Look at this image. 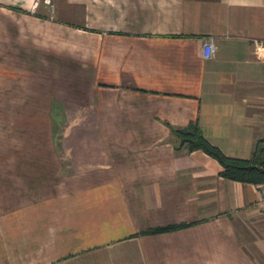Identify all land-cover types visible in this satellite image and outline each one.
<instances>
[{
  "label": "crops",
  "instance_id": "0c3cea01",
  "mask_svg": "<svg viewBox=\"0 0 264 264\" xmlns=\"http://www.w3.org/2000/svg\"><path fill=\"white\" fill-rule=\"evenodd\" d=\"M52 4L0 0V264H264L260 184L174 133L251 158L264 0Z\"/></svg>",
  "mask_w": 264,
  "mask_h": 264
},
{
  "label": "trees",
  "instance_id": "16d2710c",
  "mask_svg": "<svg viewBox=\"0 0 264 264\" xmlns=\"http://www.w3.org/2000/svg\"><path fill=\"white\" fill-rule=\"evenodd\" d=\"M180 138V146L189 151L202 150L215 158L222 165L221 175L227 179L242 183L264 184V137L255 144L249 159L226 155L218 146L212 144L204 135L198 123H190L186 127L174 130ZM189 224H178L148 230V233H161L184 228Z\"/></svg>",
  "mask_w": 264,
  "mask_h": 264
},
{
  "label": "built area",
  "instance_id": "2783aa9c",
  "mask_svg": "<svg viewBox=\"0 0 264 264\" xmlns=\"http://www.w3.org/2000/svg\"><path fill=\"white\" fill-rule=\"evenodd\" d=\"M47 4L51 5L52 7V0H44ZM36 5L38 3H35ZM217 46L215 44L214 38L210 37L208 40L205 41L204 43V55L206 58H211L214 56L215 52H216ZM258 55L260 57L261 60L264 61V48H261L258 51ZM257 205L264 209V184H260V196L258 198L257 201Z\"/></svg>",
  "mask_w": 264,
  "mask_h": 264
},
{
  "label": "rangeland",
  "instance_id": "374dc122",
  "mask_svg": "<svg viewBox=\"0 0 264 264\" xmlns=\"http://www.w3.org/2000/svg\"><path fill=\"white\" fill-rule=\"evenodd\" d=\"M43 2H45L44 0H42ZM73 123V119L72 118H60V119H56L55 120V125L57 126V136L60 139L62 136V128Z\"/></svg>",
  "mask_w": 264,
  "mask_h": 264
}]
</instances>
